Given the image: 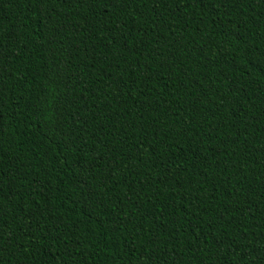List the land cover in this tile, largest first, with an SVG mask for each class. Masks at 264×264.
Instances as JSON below:
<instances>
[{"label":"trees","instance_id":"16d2710c","mask_svg":"<svg viewBox=\"0 0 264 264\" xmlns=\"http://www.w3.org/2000/svg\"><path fill=\"white\" fill-rule=\"evenodd\" d=\"M0 264H264V0H0Z\"/></svg>","mask_w":264,"mask_h":264},{"label":"snow or ice","instance_id":"6c2138e0","mask_svg":"<svg viewBox=\"0 0 264 264\" xmlns=\"http://www.w3.org/2000/svg\"><path fill=\"white\" fill-rule=\"evenodd\" d=\"M113 4H117V3H123L126 2V0H112Z\"/></svg>","mask_w":264,"mask_h":264}]
</instances>
